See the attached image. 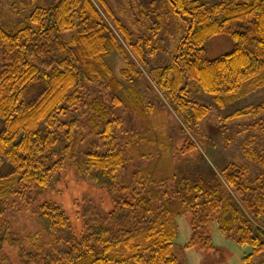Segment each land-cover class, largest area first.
Segmentation results:
<instances>
[{"label":"trees","instance_id":"trees-1","mask_svg":"<svg viewBox=\"0 0 264 264\" xmlns=\"http://www.w3.org/2000/svg\"><path fill=\"white\" fill-rule=\"evenodd\" d=\"M201 1L167 0L187 27L172 60L154 67L151 59L161 47L151 38L135 41L106 0H97V5L92 0H55L51 6L26 0L33 8L28 16L10 0L13 14L25 19L13 29L0 25V201L16 194L27 198L36 189L50 187L63 163L75 160L79 175L107 189L117 204L104 217L105 225L95 221L81 237L59 206L43 205L37 219L57 243L44 264H180L173 244L178 235L175 215L183 204L192 218L188 249L215 250L210 236L215 221L224 234L234 232L238 244L252 247L242 264H255L253 258L264 252V230L252 223L264 216V181L248 183L245 166L229 163L208 188L183 180L180 201L161 207L153 205L157 193L153 185L160 178L152 171L134 173L130 187L117 181V172L126 163V149L118 148L114 132L120 127L118 109L135 112L146 127L151 126L148 117L154 107L137 84L143 68L185 117L187 127L210 112L192 99L195 89L224 107L264 86V0H231L210 8ZM139 15L138 23L155 18L150 30L157 37L164 26L162 14L151 10ZM221 35L230 37L234 48L210 60L206 45ZM118 56L124 63L120 74L114 63ZM247 117L259 127L264 104L228 119ZM84 127L107 149L89 150L80 160L77 133ZM194 147L187 144L183 153ZM35 241L37 236L31 239ZM30 258L40 261L41 250Z\"/></svg>","mask_w":264,"mask_h":264},{"label":"rangeland","instance_id":"rangeland-1","mask_svg":"<svg viewBox=\"0 0 264 264\" xmlns=\"http://www.w3.org/2000/svg\"><path fill=\"white\" fill-rule=\"evenodd\" d=\"M92 1L97 5V0ZM106 1L115 16L128 27L135 41L142 37L151 38L161 47L160 53L151 59L154 67L166 65L172 60L187 22L172 13L167 0ZM229 1L231 0L201 2L210 8ZM15 2L27 16L33 11V8L27 6L26 0ZM54 2L55 0H37L39 6H51ZM151 10H158L163 16L164 26L157 37L150 30L155 18L153 21L147 19L138 23L141 19L139 13ZM24 19L22 14H13L10 0H0V25L13 29ZM233 48L234 43L230 37L217 36L206 45L207 56L214 60L230 53ZM114 63L116 72L120 74L124 67L123 60L118 56L114 58ZM143 70L145 74L141 82L137 83L138 89L155 111L151 109L149 112L150 128L143 124L135 112L124 107L116 113L115 117L120 122V127L114 128L117 145L119 149H126V163L117 172V181L121 187L134 185V173L152 171L160 178L153 185L157 192H154L156 200L153 205L161 207L180 201L182 193L179 187L183 180L199 183L205 188L215 185L229 163H237L248 169V183L259 178L264 181V118L262 124L257 121L260 126L256 128L252 117L228 119L237 111L264 104V86L224 107L218 106L213 96L195 89L192 99L209 107L210 112L196 125L187 127L185 117L170 104L152 81L148 70ZM2 128L0 120V132ZM77 136L80 140L77 158L80 160L89 150L98 148L103 153L107 149L106 143L91 135L87 127L78 131ZM191 143L195 147L183 153L186 145ZM16 189L19 192L21 187ZM47 203H53L65 212L77 237L84 235L95 221L105 225L104 217L117 209L116 199L107 189L100 188L79 175L75 160L65 162L50 187L36 189L27 198H18L16 194L0 201V264H44L45 256L57 244L37 219L40 208ZM191 221V214L183 204L181 213L175 215L178 235L173 244V253L180 264H242L243 259L252 253L251 246L238 244L236 234H224L215 221L210 224V236L215 250L205 253L188 249L186 246L193 234ZM252 223L255 229L264 230V216L259 220H252ZM35 236L37 241L33 244L31 239ZM4 237L14 241H4ZM39 250L43 258L32 262L30 255L39 253ZM253 260L255 264H264V252Z\"/></svg>","mask_w":264,"mask_h":264}]
</instances>
